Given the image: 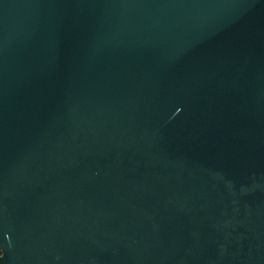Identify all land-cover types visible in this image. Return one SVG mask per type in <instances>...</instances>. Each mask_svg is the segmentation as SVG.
Here are the masks:
<instances>
[{"label": "water", "instance_id": "water-1", "mask_svg": "<svg viewBox=\"0 0 264 264\" xmlns=\"http://www.w3.org/2000/svg\"><path fill=\"white\" fill-rule=\"evenodd\" d=\"M0 264H264V0H0Z\"/></svg>", "mask_w": 264, "mask_h": 264}, {"label": "trees", "instance_id": "trees-1", "mask_svg": "<svg viewBox=\"0 0 264 264\" xmlns=\"http://www.w3.org/2000/svg\"><path fill=\"white\" fill-rule=\"evenodd\" d=\"M0 254H1V251H0Z\"/></svg>", "mask_w": 264, "mask_h": 264}]
</instances>
